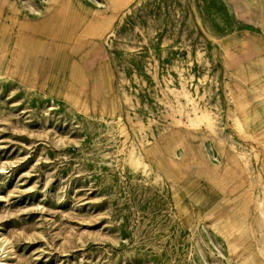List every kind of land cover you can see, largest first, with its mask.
I'll return each instance as SVG.
<instances>
[{
	"label": "rangeland",
	"instance_id": "rangeland-1",
	"mask_svg": "<svg viewBox=\"0 0 264 264\" xmlns=\"http://www.w3.org/2000/svg\"><path fill=\"white\" fill-rule=\"evenodd\" d=\"M262 213L264 0H0V264H264Z\"/></svg>",
	"mask_w": 264,
	"mask_h": 264
},
{
	"label": "bare ground",
	"instance_id": "bare-ground-1",
	"mask_svg": "<svg viewBox=\"0 0 264 264\" xmlns=\"http://www.w3.org/2000/svg\"><path fill=\"white\" fill-rule=\"evenodd\" d=\"M134 1V0H133ZM118 13V12H117ZM192 103L189 99H187L185 101V103L181 104V109H184V108H188L189 106H191ZM202 114V113H201ZM200 113H195L194 116H199ZM200 117V116H199ZM203 117V116H202ZM202 117H200L202 119ZM195 119V118H194ZM199 119V118H196V120ZM204 119V118H203ZM241 126V125H240ZM261 217L263 218V221H264V213L261 214ZM259 225V224H258ZM263 231V230H262ZM261 232V231H260Z\"/></svg>",
	"mask_w": 264,
	"mask_h": 264
}]
</instances>
